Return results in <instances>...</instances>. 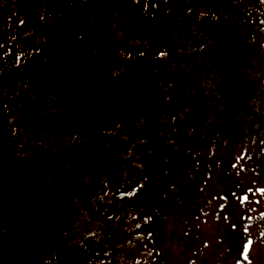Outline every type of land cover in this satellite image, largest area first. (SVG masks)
I'll return each mask as SVG.
<instances>
[{
    "label": "flooded vegetation",
    "instance_id": "1",
    "mask_svg": "<svg viewBox=\"0 0 264 264\" xmlns=\"http://www.w3.org/2000/svg\"><path fill=\"white\" fill-rule=\"evenodd\" d=\"M170 104L182 139L235 108L264 133V0H0V264H264V170L241 200L211 179L204 210L196 185L197 214L185 180L176 212L166 182L138 208L121 140L159 137Z\"/></svg>",
    "mask_w": 264,
    "mask_h": 264
},
{
    "label": "rangeland",
    "instance_id": "2",
    "mask_svg": "<svg viewBox=\"0 0 264 264\" xmlns=\"http://www.w3.org/2000/svg\"><path fill=\"white\" fill-rule=\"evenodd\" d=\"M234 110H236V108ZM259 118L260 119L262 118V112L259 113ZM261 121L263 122V119H261ZM142 140L145 142V144H147L146 148H142L140 150L141 152L142 151L145 152L143 155L144 157L143 163H145L146 159H150L152 162V168H153L152 170H154L150 172L151 176H147L145 172L142 174L145 177V188L147 187L149 189L152 186V189H156L159 191L163 188V186L162 183L158 181L164 178H168L169 180L175 179V181H178V176H179V180H185L182 184H186V196H185L186 214H197V211H199V208L197 209L195 207L196 204L194 201V197L196 195L195 186L199 183V181L203 180L208 182V180L210 181L212 179L214 184V190L216 188H218L219 190L220 189L219 182L221 181L220 178H222L223 181H225L224 176H226L227 168H229L232 162V160L229 162L228 159H231V154L234 151L235 154L238 153L240 154L245 145L242 144V146L239 147L235 146L234 143L235 139H234L231 149L222 152L219 151L218 149L213 150V148L216 146L214 139H201L198 140V144L200 143V149L198 151V145L190 142V140L188 139H160L156 141L158 143L168 142L171 144L172 146L171 151L156 152V154L155 153L152 154L150 149L152 146V142L154 140L151 139H142ZM226 144H227L226 146L229 147L230 141H228ZM250 152L252 153V158L258 159L259 155L258 153H255L256 152L255 149L251 148ZM223 153L226 154L225 157ZM235 154L232 156L233 159H235L236 156ZM260 155L261 157L259 158V161L263 164L262 169H264V160L262 158L263 155L261 152ZM212 159H214L213 163L211 162ZM138 161H142V160L138 159ZM184 164L186 165L185 167L183 166ZM213 164H215L216 167H214ZM217 167H220L221 170H219ZM237 167H235L234 172H231L232 176L237 170ZM199 185H204V184L200 183ZM165 189L167 190L166 187ZM205 189H207L206 186H204V190ZM165 193L166 192H164L159 197L160 205L168 208L170 212H176L175 199L178 200L179 198L178 191L172 192V194H174L175 197L171 195H167L165 197L166 200L168 201V204L164 200ZM202 194L203 193L199 195L203 197ZM190 195L192 196L193 201L189 200ZM145 196H146L145 194L139 195L138 198L141 199L138 200L139 208L145 206V204L147 203V198L142 199ZM152 203L154 204L153 198H152ZM171 204L172 206H170ZM251 249H254L253 250L254 255L255 257H257L258 245L252 244ZM250 260L251 258L247 259L245 264H252L250 263Z\"/></svg>",
    "mask_w": 264,
    "mask_h": 264
}]
</instances>
